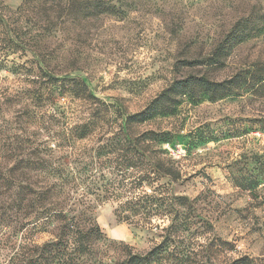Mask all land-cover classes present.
Returning a JSON list of instances; mask_svg holds the SVG:
<instances>
[{"label":"rangeland","instance_id":"obj_1","mask_svg":"<svg viewBox=\"0 0 264 264\" xmlns=\"http://www.w3.org/2000/svg\"><path fill=\"white\" fill-rule=\"evenodd\" d=\"M21 4L22 0H0V120L12 121L17 111L32 108L27 92L47 87L29 62L33 37L39 41L37 51L47 55L52 50L57 57L50 68L63 74L74 65L75 75L87 80L99 100L118 99L128 113L140 112L172 80L205 72L203 67L184 68L182 61H202L232 34L238 40L223 65L207 69L210 80L218 83L247 72H254L256 79L260 77L257 68H264V0H117V15L58 24L63 30L55 37L45 29L35 6L20 12ZM249 74L247 83L216 101L181 99L172 116H157L129 129L133 136L146 131L174 136L171 144L162 145L181 177L173 192L195 200L198 212L212 223V230L198 243L227 242L218 263L244 255L264 260V85H257ZM57 99L60 105H68L67 99ZM74 107L76 119L67 120L70 124L85 120L90 109L83 102ZM110 133L103 124L81 141L77 147L87 151L81 161L88 160ZM92 162L89 169L93 170L88 172L96 181L94 187L118 182L124 175H117L113 163ZM139 172L129 168L125 182L132 183ZM83 193L81 189L74 195L85 205L94 203L96 222L107 239L97 249L107 248L109 261L119 258L110 242H123L139 254L160 242L166 219L118 222L113 210L118 202L93 201L95 196L86 194L81 198ZM29 230L20 234L18 242L41 245L54 238L56 227L47 232ZM9 252H0V260Z\"/></svg>","mask_w":264,"mask_h":264},{"label":"trees","instance_id":"obj_2","mask_svg":"<svg viewBox=\"0 0 264 264\" xmlns=\"http://www.w3.org/2000/svg\"><path fill=\"white\" fill-rule=\"evenodd\" d=\"M116 4L117 0H22L17 10L35 6L45 21V29L55 37L63 30L58 24L117 15ZM228 37L202 61H182L184 68L203 67L205 72L172 80L138 113H128L118 99L110 103L99 100L87 80L75 75L78 69L74 65L63 74L55 72L49 63L57 57L52 50L47 55L37 51L39 41L33 37L28 48L29 62L38 69L39 79L47 87L27 92L32 108L17 111L12 121L0 120V252L10 251L0 264H264V260L246 255L218 263L227 242L198 243L212 230V223L198 212L195 200L173 192L181 177L162 145L171 144L174 136L158 131L133 136L129 130L157 116H172L181 99L193 103L216 101L247 83L249 72L218 83L206 74L207 69L223 65L233 42L238 40L235 34ZM257 71L260 77L254 79V72L249 75L257 85H264V68ZM58 97L67 99L68 105H60ZM79 102L89 105L87 118L70 124L67 120L76 119L74 105ZM103 124L111 133L104 135L86 157L88 160L81 161L87 151L77 145ZM33 126L37 129H25ZM93 159L113 163L117 175H124L118 182H101L94 187L96 181L89 175ZM129 168L140 171L132 183L125 182ZM98 179L100 182V176ZM81 189V198L92 195L93 201L118 202L113 209L118 222L166 219L168 225L161 230L160 242L144 254L132 252L123 242H110L109 246H116L119 258L109 261L108 249H97L98 243L107 239L96 222L94 203L85 205L74 195ZM52 226L56 227L54 238L41 245L30 240L18 242L24 230L47 232Z\"/></svg>","mask_w":264,"mask_h":264}]
</instances>
